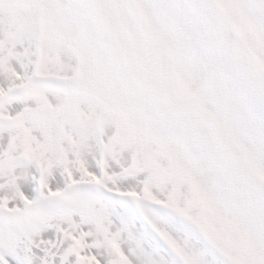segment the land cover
Segmentation results:
<instances>
[{"label": "snow or ice", "instance_id": "1", "mask_svg": "<svg viewBox=\"0 0 264 264\" xmlns=\"http://www.w3.org/2000/svg\"><path fill=\"white\" fill-rule=\"evenodd\" d=\"M0 264H264V0H0Z\"/></svg>", "mask_w": 264, "mask_h": 264}]
</instances>
